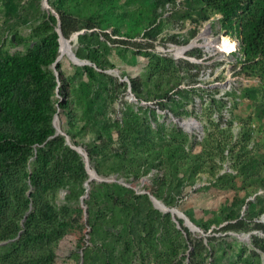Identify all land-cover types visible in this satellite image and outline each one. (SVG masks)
<instances>
[{"label":"rangeland","instance_id":"1","mask_svg":"<svg viewBox=\"0 0 264 264\" xmlns=\"http://www.w3.org/2000/svg\"><path fill=\"white\" fill-rule=\"evenodd\" d=\"M200 6L189 0H119L118 15L109 20L95 13L94 20L104 28H82L70 36L68 47L85 61L81 64L67 53L60 56L49 0H0V53H36L41 63L39 76L27 74L23 96L29 100L40 94L51 117L34 124L31 138L37 131L55 128L56 115L61 127L59 113L65 111L63 123L78 135L77 146L100 145L94 140L101 134L113 146L128 149L124 157L100 151L96 163L101 172L89 161L101 179L92 177L87 188L84 155L74 148L84 163L85 177L77 173L47 195V212L32 221L27 220L34 210L30 176L52 136L43 144H28L20 154H0V188L4 192L3 187L10 186L5 204L0 194V264H264V252L253 244L258 237L264 245L262 232L219 229L228 220L203 229L178 207L193 200L181 198L172 188L180 181L198 190L238 179L236 192L248 194L237 204L220 198L223 211L234 209L264 223V62L256 68L246 62L241 28L226 26L219 13ZM113 28L119 34H111ZM78 33L88 37L79 40ZM181 46L188 48L179 54ZM94 58L111 65L99 68ZM134 75L142 82L139 96L130 83L129 76ZM0 129L13 128L0 118ZM175 145L183 147V156L197 161L185 169L183 180L169 175L167 161L162 166L153 162L145 172L139 168L137 151L157 149L164 154ZM155 167L172 181L158 199L181 210L198 229L154 205L150 195L157 179ZM137 171L140 178L133 180ZM93 183L99 196L89 211L85 194ZM112 183L131 188L136 195L147 194L150 201L137 203L144 223L135 232L141 236L128 239L127 245L121 243L128 237L121 228L135 210L130 202L129 207L113 206L104 185ZM189 211L193 214L192 207ZM112 221L121 229L115 235L107 231ZM126 227L134 230V224ZM245 235L248 239L242 238ZM200 240L204 247L195 253Z\"/></svg>","mask_w":264,"mask_h":264},{"label":"trees","instance_id":"2","mask_svg":"<svg viewBox=\"0 0 264 264\" xmlns=\"http://www.w3.org/2000/svg\"><path fill=\"white\" fill-rule=\"evenodd\" d=\"M119 0H49L53 9L59 16L60 26L62 34L69 38L73 33L79 32L82 28L92 29L100 26L104 28L100 22L94 20L96 12L100 13L102 20H109L111 17L118 15L117 2ZM201 5L212 12L219 13L222 17V21L226 26L235 24L241 28V45L243 47V56L246 62L256 68L264 62V0H189V2ZM51 21L56 25L57 17L50 15ZM101 20V21H102ZM111 34H119V29L113 28ZM108 35V33H104ZM93 37V35H90ZM129 37L128 35H126ZM87 34L78 33L79 40L87 38ZM59 38L58 32L54 33L55 44ZM125 44L138 45L129 40L123 41ZM78 54V53H77ZM94 64L103 68L104 65H111L110 62L104 64L100 59L94 58ZM40 59L36 53L28 55H11L0 53V118L2 121L9 123L12 126V131H4L0 129V154L2 153H15L20 154L24 151L25 147L31 143L43 144L48 136H52V139L47 142V152L41 151L37 158V167L30 176L31 183L34 187V191L31 192V198L33 201L34 210L28 215L27 220L40 219L47 212L48 200L47 195L54 193L61 186L65 185L68 178L76 176L80 173L82 177H85V167L81 160V156L78 152L68 145L65 141V135L58 133L55 134V128H51L46 132H35L36 137H32L34 131V124L38 121H44L51 117L47 113L48 107L40 94H35L28 100L23 94L25 90L23 88L24 80L29 72L34 76L41 74ZM130 83L133 91L137 96L142 92V82L139 75L129 76ZM247 100L248 99L247 97ZM66 112L59 113L61 120V128L66 132L70 139L75 144L79 143V138L76 133L71 129L66 128L63 123V118ZM178 117L180 115L176 114ZM100 145L90 146L84 144V148L87 151L89 161L101 172L96 163V157L100 151H108L111 154L124 157L127 153L126 147L117 148L109 142L104 135H99L94 140ZM199 145H202L199 143ZM100 146V147H98ZM157 149L150 151H137L136 158L138 159L139 168L143 167V172L147 171L153 162H158L160 166L164 161H167L169 165V175L176 179H184L185 169L191 168L193 163L197 162L193 157H189L186 154L183 156V147L175 145L173 147H167L164 154L159 153ZM193 154V152H192ZM263 164V163H262ZM264 165V164H263ZM245 166V164H244ZM138 168V169H139ZM156 168L157 179L154 187L151 188V193L157 198H163V187L170 184L167 181L166 175L163 174L161 167ZM140 170V169H139ZM166 174V173H165ZM140 171L132 174V179L137 180L140 178ZM241 174L238 175L240 177ZM193 178H190V182ZM180 181L178 184H174L172 188L176 194L181 198L186 197L193 200L191 205L188 203H181L178 207L186 213L191 220L195 221L197 225L203 229H208L211 224L221 223L223 220H228L226 224L222 225L219 229L222 231L231 230L235 232H251L254 230L264 233V223L256 221L254 219H247L240 215L239 212L234 209L229 211H223L220 198L231 199L234 204L241 201V196L245 197L248 192L244 191L241 195L236 192L241 181L232 178L225 186L211 183L204 185L198 190H192V187H186ZM108 189V198L113 203V206L127 205L129 202L135 210V213L131 217V221L127 224H134V230H128L125 224L121 229L127 238L121 239L123 245H127L128 239L137 241L140 238V234H137L136 229H140L141 224L144 223L140 215L139 201L146 200L150 203L147 194H134L131 188L125 187L118 183L104 184ZM5 190L2 192L0 188V194L3 196V204H5L8 198L10 186L7 184L3 187ZM97 186L92 184V188L89 191V199L86 201L88 210L92 211L94 204L97 205L99 193L97 192ZM246 192V193H245ZM126 197L130 199L126 200ZM171 204V202H169ZM3 204H0V208ZM190 207L193 208V214L189 211ZM111 220V219H110ZM109 220V221H110ZM95 223L93 222V227ZM118 226L112 221L107 227V231L112 235L120 232ZM262 238L254 237V247L259 251L264 252V245L262 244ZM200 247H195V253H200L204 247V242L200 240ZM202 246V247H201ZM195 256V255H194ZM191 258H193V252H191ZM16 264H31V263H16ZM52 264V263H48Z\"/></svg>","mask_w":264,"mask_h":264},{"label":"water","instance_id":"3","mask_svg":"<svg viewBox=\"0 0 264 264\" xmlns=\"http://www.w3.org/2000/svg\"><path fill=\"white\" fill-rule=\"evenodd\" d=\"M45 1H47V0H45ZM52 9V8H51ZM54 13H55V15H56V17H57V19H58V21H57V26H56V29H57V31H58V34H59V42L61 43V39L63 38V39H66L68 42L71 40V37L70 38H66L63 34H62V31H61V26H60V21H59V16H58V14H57V12L53 9L52 10ZM77 34V33H76ZM76 34L74 35V36H76ZM74 61H83V63H85V61L84 60H80V59H78L76 56H75V54L72 52L71 54H69V53H67ZM82 64V63H81ZM128 79V78H127ZM129 81V80H128ZM54 127H55V134H58V133H61V134H63V135H65V139H66V143H68V144H70L73 148H75V149H77L79 152H81L83 155H84V161H85V167H86V169H87V171H88V173H89V170L90 169H92V171L94 172V174H95V178H97V179H101V176H99L98 175V173H97V171H96V169L95 168H91L90 167V164H89V157H88V155H87V151L85 150V148H83V146H81V145H79V146H77L76 144H74V143H72L71 141H70V137H69V135L66 133V132H64L62 129H61V127H60V124H59V121H58V116L56 115L55 116V118H54ZM85 184L88 186L87 188H89V182L86 180L85 181ZM89 195V193L87 192L86 194H85V196H88ZM150 198H151V200H152V202L154 203V200L155 199H158L157 197H155L154 195H150ZM159 200V199H158ZM154 205H155V203H154ZM173 209H175V210H177V212L181 215V216H183L184 217V221H185V223L188 225V224H192L196 229H198V226L197 225H195L181 210H179L178 208H175V207H172ZM173 214H175V213H173ZM180 225V224H179ZM189 226V225H188ZM195 229V230H196ZM194 230V229H193ZM263 233V232H262ZM264 234V233H263ZM247 235H249V234H247Z\"/></svg>","mask_w":264,"mask_h":264},{"label":"bare ground","instance_id":"4","mask_svg":"<svg viewBox=\"0 0 264 264\" xmlns=\"http://www.w3.org/2000/svg\"><path fill=\"white\" fill-rule=\"evenodd\" d=\"M202 35V34H201ZM61 52H60V56L62 55V54H64V53H69V54H71L72 53V51L70 50V48L68 47V41L66 40V39H61ZM187 48H188V46H181V47H179V48H177V53H183V52H185L186 50H187ZM78 63H81V61H77ZM192 124V122H187V125H191ZM95 176V174H94V172L92 171V169H90L89 170V179L87 180L88 182H89V180L92 178V177H94ZM85 186L86 187H88L86 184H85ZM154 203H155V206L156 207H158L159 209H161L163 212H167V211H171L172 213H175V214H177L179 217H182V218H184L183 216H181L178 212H177V210H175V209H173L172 207H169V206H167V205H165L162 201H160V200H158V199H155L154 200ZM189 225V227L191 228V229H196L192 224H188ZM242 238H244V239H248V236L247 235H245V236H242Z\"/></svg>","mask_w":264,"mask_h":264}]
</instances>
